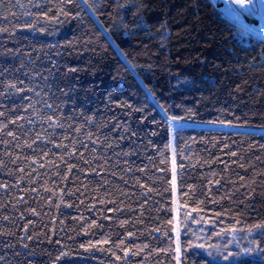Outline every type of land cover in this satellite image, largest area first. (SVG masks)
Returning <instances> with one entry per match:
<instances>
[{
  "label": "trees",
  "instance_id": "16d2710c",
  "mask_svg": "<svg viewBox=\"0 0 264 264\" xmlns=\"http://www.w3.org/2000/svg\"><path fill=\"white\" fill-rule=\"evenodd\" d=\"M224 9L3 0L0 264H177L172 117L183 264H264V37Z\"/></svg>",
  "mask_w": 264,
  "mask_h": 264
},
{
  "label": "snow or ice",
  "instance_id": "6c2138e0",
  "mask_svg": "<svg viewBox=\"0 0 264 264\" xmlns=\"http://www.w3.org/2000/svg\"><path fill=\"white\" fill-rule=\"evenodd\" d=\"M84 3H88V0H84ZM0 4H3V0H0ZM231 5H236L237 7H232ZM89 7H92L91 4L88 5ZM224 12L226 14H228L233 20H236L238 22H241V17L242 16H256V15H259L260 19L261 20H264V0H230V4H229V7L225 8L224 9ZM47 14L45 13V16ZM26 27L28 28H33L34 25L32 24H27ZM245 28L247 26H244ZM8 29L7 28H3V27H0V32H7ZM11 51V50H9ZM17 52H19L20 50L17 49L16 50ZM31 62V61H29ZM55 68V63L53 62V68H49L47 69L48 73H49V76H51L53 74V70ZM79 71L78 68H68L67 69V72L69 73H74V72H77ZM42 79L45 80V84L47 86V80H48V77H43L42 76ZM0 86H3L2 85V81H0ZM12 89H15L16 92H23L25 91V89L23 88H18L16 86V84L14 83H10L8 84L6 87H5V90H0V97H6V96H10L12 95ZM58 91H60L63 95H67V93H64V91L62 89H57ZM37 95H39V93H37ZM45 95H47V93H45ZM24 99H27L26 97ZM39 102V101H38ZM4 107V104L2 102H0V109H2ZM43 107L48 109V110H53V104L51 103H48L47 101H44L43 102ZM28 108H34V105L32 104H29L28 105ZM27 110V109H25ZM5 116V112L0 110V117H4ZM177 119L176 117H172V120H175ZM18 120H24V117L23 116H19L17 117V119L15 120H10L9 123L15 125L17 124ZM47 120L49 121V127H62L63 125H60V124H54L52 122V117L49 116L47 117ZM28 123L31 124L33 123L32 120H28ZM5 129H7V124L3 123V121H0V132L4 131ZM77 131H79V129H77ZM7 135L10 136V137H14L15 138V133L9 131L7 132ZM124 137H121V139H123ZM42 139V137L39 135V134H36L35 136V140L32 141V143H27V147L29 148H32L33 147V144H35V141L36 140H40ZM89 139H91V136H89ZM0 142H3V141H0ZM51 142V141H49ZM106 142V141H105ZM57 147H60V145H57ZM46 155V154H45ZM232 155H236L235 153H233ZM71 170V169H69ZM102 170V169H101ZM21 171H23V169H21ZM93 171H96V169H93ZM173 179H172V183H173V191L175 190V171H176V167H175V159H173ZM219 181H217L218 183ZM6 187V186H4ZM167 191V189H165ZM117 211L119 209H116ZM193 211H196V209H193ZM191 214L190 213H186L185 214V218H187L188 216H190ZM7 219V218H6ZM126 223V222H124ZM169 224L172 223V221H168ZM253 229H264V224H256L253 226ZM156 231H159V229H156ZM178 231V230H177ZM167 235V233H165ZM129 235H133V233H129ZM28 239H32L31 236L27 237ZM123 243V242H121ZM25 247H27V245H25ZM81 247H84L83 245H81ZM119 247V246H118ZM200 247H204V245H200ZM259 247V246H257ZM257 249H252V248H249V249H245V252H252V251H256ZM260 251H264V249H259ZM131 251V249H126L125 252H124V255L127 256L129 254V252ZM176 252H177V264H179V253H180V247H179V244L177 245V249H176ZM133 254H137L135 252H133ZM61 255H65V253H61ZM209 255H211V253H209ZM238 255V254H237ZM229 257L228 256H224V259L227 260ZM3 257H0V260H2ZM59 259V257L57 258ZM117 259H120L119 256H117Z\"/></svg>",
  "mask_w": 264,
  "mask_h": 264
},
{
  "label": "rangeland",
  "instance_id": "374dc122",
  "mask_svg": "<svg viewBox=\"0 0 264 264\" xmlns=\"http://www.w3.org/2000/svg\"><path fill=\"white\" fill-rule=\"evenodd\" d=\"M218 5L227 8L229 7L230 0H214ZM232 7H237L236 5H231ZM244 18V16H243ZM241 17L242 23L247 25L248 27L255 30L258 34L264 37V32L259 30L258 28L249 25L245 22V19ZM257 23V20L252 19V22ZM253 22V23H254ZM179 125H199V122L193 121V120H182V119H171V167L173 169V159H175V190L173 191V199H174V210H175V216H176V228H175V235L177 239V244H179L180 247V253H179V264H183V252H182V240H183V217H182V209L180 206V192H179V161H178V151H177V144H176V133L175 130ZM225 128H240V126H235L232 124H225ZM242 128V127H241ZM252 130H256L259 132H264V125H257L250 127ZM172 179H173V171H172ZM173 185V183H172ZM178 230V231H177ZM203 238L206 236V234H202ZM206 240V239H205ZM220 243V242H217ZM202 252L209 254L212 253L213 255H216V258L224 259V256H222L224 251V245L220 243V245L216 248H210L207 244L204 247H200ZM211 254V255H212ZM233 258V257H232Z\"/></svg>",
  "mask_w": 264,
  "mask_h": 264
},
{
  "label": "bare ground",
  "instance_id": "6f19581e",
  "mask_svg": "<svg viewBox=\"0 0 264 264\" xmlns=\"http://www.w3.org/2000/svg\"><path fill=\"white\" fill-rule=\"evenodd\" d=\"M242 18H243V16H242ZM243 19H245V22L248 23L249 25L254 26V27H256L259 30H261V31L264 32V20H261L260 17H259V15H256V16H244ZM252 19L257 20L258 22L255 23L253 21L254 22L253 23L252 22Z\"/></svg>",
  "mask_w": 264,
  "mask_h": 264
}]
</instances>
